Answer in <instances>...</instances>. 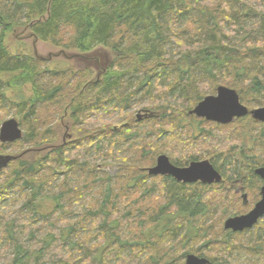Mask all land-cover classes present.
<instances>
[{"label":"trees","instance_id":"1","mask_svg":"<svg viewBox=\"0 0 264 264\" xmlns=\"http://www.w3.org/2000/svg\"><path fill=\"white\" fill-rule=\"evenodd\" d=\"M182 14L188 16L183 24ZM17 29L65 51L103 46L113 60L95 81L91 69H51L27 53H12L7 41ZM80 74L87 78L79 80ZM219 85L237 90L246 105H264V0H0V108L15 111L25 131L4 145L22 149L1 175L0 199L14 194L23 204L15 217L0 212V264H185L190 253L211 264H243L244 255V264H264V234L245 247L235 239L244 232L222 227L226 218L248 211L240 204L231 211L222 195L226 182L186 184L146 171L159 154L177 166L203 159V150L191 147L212 137L210 123L194 117L202 124L198 135L186 121ZM138 96L160 115L140 120L125 114ZM50 105L62 115L67 108L77 136L60 142L47 117ZM116 112L125 115L126 126L89 120ZM247 120L254 122H238ZM146 123L149 130L141 128ZM180 148L191 151L188 157ZM90 149L109 158L119 153L114 177L97 173ZM256 150L242 147L237 159L231 149L236 159L229 157L231 169L255 159L249 179L240 177L259 186L254 169L264 159ZM97 184L100 197L83 203ZM131 192L141 199L138 207L125 201ZM147 223L154 224L150 237ZM184 225L181 243L194 246L173 248Z\"/></svg>","mask_w":264,"mask_h":264},{"label":"rangeland","instance_id":"2","mask_svg":"<svg viewBox=\"0 0 264 264\" xmlns=\"http://www.w3.org/2000/svg\"><path fill=\"white\" fill-rule=\"evenodd\" d=\"M187 18H188L187 15L182 14L180 18V22L182 24L185 23ZM7 44H8L7 46L10 48L13 54L27 53L31 57L33 56L40 60L45 61L48 67L51 69L55 67H58V68L61 67L66 70L71 69V70H80V71L85 70V69H91L93 71L92 81L102 78L106 67H108L109 64L113 60L111 51L103 46H98L95 49L89 52H86V53H80L77 51H65L58 47L53 46L49 42H42L36 39L31 34V32L26 29L25 30L17 29L14 32H12L8 37ZM158 77L162 79L164 76L163 74H161ZM78 78H80L79 80H83V79H86L87 76L84 77L83 75L80 74ZM177 95L170 96L169 98L173 104H177L176 103ZM140 100H141L140 96L135 97L130 105V108L126 111L125 114L133 113L134 117L137 119H138L139 114L146 115L147 112L145 111H148L150 114L154 113V115L152 116L160 115L161 113L160 111H155V109L148 108V104H149L148 101L142 102ZM3 104L5 103L0 102V107H4ZM246 106L250 110H252V109L259 108V107H263L264 105L255 106L254 103H252V106H249V105H246ZM4 108L2 109L0 108V127L3 121L11 119V118H16L17 120L20 121V117L15 114V111L7 110ZM49 108L51 109L49 110L47 117L51 119V121L52 120L54 121L53 132H55V135L57 134V136L60 139V142L64 141V139L66 140L68 138L75 137L77 133H75V129H73L71 126V121L68 118L69 113L67 112V108L65 110L64 115H62V110L55 111V109L57 108V105L56 106L50 105ZM118 114L119 113L116 112L112 115L108 114L106 115V117L104 116L100 117L103 119H95L96 117L92 116L91 118H89V120H91V123L94 126H99L104 123H110V124L112 123L115 129H119V128L126 126L127 121L124 118L125 115L118 116ZM150 114L149 116L151 117ZM248 117H250L254 122L247 120V123L240 124L237 119L232 123V125H227L226 128H220L218 127V125H212L210 123L208 127H210L213 130L211 132L212 137L209 136L208 139L198 138L191 147V150H196V149L201 148V150H203L201 152L202 153L201 155L203 156V160L209 159L214 164V166L219 168L221 173L224 175L226 184L222 187V190L224 193V194L222 193V195H225V198L229 200V205L231 209H233L231 210L233 212H234V209L236 208L235 206L238 204H240V206L244 207L245 209L249 210L250 208L253 207V202L255 201L254 199H258L260 197V187L262 183L259 185L260 187H256L257 186L255 185L256 183L252 184L250 183V181H246L240 177L242 176L245 178L247 176L246 170L249 166V163L250 161L255 163V159H248V158L245 159L244 161L246 162V164L245 163L242 164V162L239 160L238 163H236L235 168L234 167L232 169L230 168L231 161H230L229 156L231 155L233 156L234 159L236 158L239 159L238 152L240 151L242 147H245L246 149H252V150L257 149L255 153L259 155L258 158L264 159V127L261 125L262 122L253 119L251 116H248ZM191 118H192V121L191 119H189L188 121H186V124L190 123V125L188 126L192 127L191 131L199 135V130L202 129V124L198 123L195 119H193L194 117H191ZM141 120H143V118ZM149 127L150 125L146 123V124H143V127L141 128L144 130L145 129L149 130L148 129ZM183 132L186 133L187 130L184 129ZM23 134H25L24 130H23ZM216 135L217 136L223 135L224 137H226L224 138L226 141L218 139ZM165 137L166 135H163L159 138V140L160 141L164 140ZM183 139L186 140L187 137L183 136ZM104 144L106 145V143ZM4 145L11 146L12 144H3L0 141V155L2 154L16 155L22 149L21 146L20 147H4ZM186 145L187 143H185V146ZM208 146L210 147V149ZM185 148L184 149L182 148L183 150L181 148L178 149V152L181 157H188V154L191 152L190 150L185 149ZM231 149H232V152L234 151V154L237 152L236 158L234 157V155H232L231 152H229V150ZM90 155H91L90 160L94 162L95 167H98L97 173L99 174L108 173L110 176L114 177L119 167L122 165V164L120 165L121 162H118V160L115 159L118 157L119 153H115L113 157L109 158V157L99 156L98 154L95 153V151H93V149L92 150L90 149ZM194 161H200V159L194 160ZM10 165L11 163L9 164V166ZM260 166L257 165V168H259ZM8 167L3 168L0 172V185L2 184L1 182L3 178V176L1 175L5 174L4 172L8 169ZM248 177L249 176H247V178ZM240 187H244L248 191L247 193L248 203L246 206L242 202L243 201L242 193L236 192V190ZM99 188H100V185L97 184V188L95 192H93L90 196H87L88 194L86 193L87 197H85V199L83 200V203L84 202L86 203L87 201L91 199H95L96 197L99 198L100 197V195L98 194ZM142 188L143 187H141V189ZM141 189L137 191V194H140ZM130 191H134V190H130ZM132 195H133V192H131L130 195L126 197L125 201H127V204H129L130 202L131 207H132V204L138 207L139 203L141 202L140 201L141 199H135L133 198ZM11 199H15L16 203H14L13 200ZM22 204H23L22 201L19 200L18 196L16 197V195L14 194L8 197H3L0 199V212L5 213L6 214L5 216H8V217H9L10 212H12L13 213L12 217L13 216L15 217L17 215L16 210H18ZM47 205H49V203H47ZM48 208L50 210V205ZM75 217H77V215ZM261 221L264 222V217L261 219ZM208 222H211V221H208ZM224 222L225 220L222 223L223 229H224ZM153 225L154 224L151 225L150 223H147L146 233L149 237L151 233L149 229ZM263 226L260 224V226H255L249 230H246L244 234L239 235V237L238 236L235 237L236 241L241 242L245 247H248V246L253 247L254 245H252V242L254 240H259L260 239L259 237L263 236L264 234ZM1 229H2V225H0V231ZM187 230L188 228L185 225L179 227V229L176 230V234L174 235H176L175 239H177V242L179 241V243H176V244L174 243L173 248H182L183 244L185 245V248L187 249L192 248L194 246V243H192L191 240L187 241L185 239L184 243L183 244L181 243V240L183 239L182 237L187 232ZM173 241L174 239L171 241L170 245L173 244ZM93 242L94 240L92 241V243ZM202 243L203 241H200L199 245H202ZM209 244L211 245L210 247H212L213 243H209ZM195 246L198 247L196 244ZM247 259L248 258L246 257V255H244L241 257V262L244 264L247 261ZM259 264H262V262L261 263L259 262Z\"/></svg>","mask_w":264,"mask_h":264},{"label":"water","instance_id":"3","mask_svg":"<svg viewBox=\"0 0 264 264\" xmlns=\"http://www.w3.org/2000/svg\"><path fill=\"white\" fill-rule=\"evenodd\" d=\"M149 112L145 116H149ZM190 115L204 118L207 121L220 124L232 123L235 119L251 115L255 120L264 123V107L249 110L241 103L240 96L235 89L220 85L217 94L205 97L195 108L189 111ZM154 115V113L150 114ZM139 119L142 115L139 114ZM23 137V130L19 121L15 118L4 121L0 127V141L2 143H14ZM16 159L13 155H0V172L3 168ZM150 176H171L178 182L192 184L201 182L203 184L220 183L222 174L214 167L209 159L192 161L187 166L173 164L166 154L158 156L156 164L147 168ZM256 174L264 180V166L255 170ZM262 198L248 212L242 215L231 216L224 222V228L233 232H243L253 228L259 220L264 217V185L261 190ZM245 197V204L247 196ZM185 264H211L210 260L195 254H187Z\"/></svg>","mask_w":264,"mask_h":264},{"label":"flooded vegetation","instance_id":"4","mask_svg":"<svg viewBox=\"0 0 264 264\" xmlns=\"http://www.w3.org/2000/svg\"><path fill=\"white\" fill-rule=\"evenodd\" d=\"M212 125H216V124H219V123H217V122H214V123H212V122H210ZM220 125V124H219ZM222 126H226V125H222ZM213 164V163H212ZM214 165V164H213ZM263 165H261L260 167H262ZM215 167V166H214ZM216 169H217V167H215ZM257 169V167L254 169V172H255V170ZM219 172H220V170L219 169H217ZM221 173V172H220ZM222 174V173H221ZM255 174H256V172H255ZM222 176H223V180L220 182V183H222V182H226L225 181V179H224V175L222 174ZM259 176V175H258ZM259 178H260V181H259V185L261 184V187L260 186H256V187H260V197L258 198V199H254L253 201V206L258 202V201H260L261 200V198H262V195H261V190H262V187H263V185H264V180L259 176ZM213 185V184H212ZM252 188H254V187H252ZM247 190H245V188L244 187H240V188H238L237 190H236V192H240V193H242V198H243V204H245V197H244V195H246L247 196V202H246V204L248 203V191L246 192Z\"/></svg>","mask_w":264,"mask_h":264},{"label":"bare ground","instance_id":"5","mask_svg":"<svg viewBox=\"0 0 264 264\" xmlns=\"http://www.w3.org/2000/svg\"><path fill=\"white\" fill-rule=\"evenodd\" d=\"M207 2V1H206ZM187 25V24H186ZM113 57V56H112ZM234 89V88H233ZM259 127V126H258ZM253 128V127H252ZM252 131V130H251ZM257 131V130H256ZM251 136V135H250ZM259 142V141H258ZM172 145V144H171ZM203 145V144H202ZM209 147V146H208ZM204 148V147H203ZM208 151V150H207ZM201 154V153H200ZM207 154V153H206ZM160 155V154H159ZM205 156V155H204ZM208 157V156H207ZM187 159V158H186ZM201 160V159H200ZM203 160V159H202ZM257 161V160H256ZM261 164V163H260ZM153 165V164H152ZM232 166V165H231ZM150 167V166H149ZM221 172V171H220ZM255 173V172H254ZM248 180V179H247ZM246 180V181H247ZM257 182V181H256ZM247 183V182H246ZM253 184V183H252ZM246 190V189H245ZM10 199V198H9ZM237 215V214H236ZM42 217V216H41ZM34 235V234H33ZM194 254V253H193ZM185 259V258H184Z\"/></svg>","mask_w":264,"mask_h":264}]
</instances>
